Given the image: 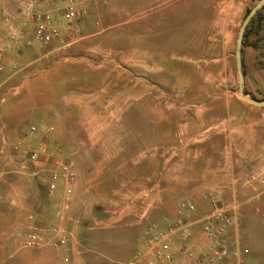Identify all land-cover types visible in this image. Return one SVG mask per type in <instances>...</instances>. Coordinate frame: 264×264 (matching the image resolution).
I'll use <instances>...</instances> for the list:
<instances>
[{"label":"rangeland","instance_id":"1","mask_svg":"<svg viewBox=\"0 0 264 264\" xmlns=\"http://www.w3.org/2000/svg\"><path fill=\"white\" fill-rule=\"evenodd\" d=\"M75 1L67 47L0 22V264H125L203 193L237 207L222 264H264V192L245 205L218 191L209 158L232 142L208 129L225 113L211 96L238 93L237 38L259 0ZM33 227L42 242L25 246Z\"/></svg>","mask_w":264,"mask_h":264},{"label":"crops","instance_id":"2","mask_svg":"<svg viewBox=\"0 0 264 264\" xmlns=\"http://www.w3.org/2000/svg\"><path fill=\"white\" fill-rule=\"evenodd\" d=\"M29 1L31 0H0V22L5 16L18 13L20 7ZM34 1L41 9H55L57 7V0ZM261 14L251 26L242 49L246 83L244 93L256 99H264V11ZM3 30L6 31V29ZM6 33L8 35V31ZM211 97L210 103L213 107L217 106L218 100H222L225 113L216 122H211L208 129L214 130L215 134H223L229 137L232 142V144H226L224 157L211 155L209 158L211 173L214 178L220 181L217 185L218 191L253 195L247 199L245 205H258L260 192H264V184L260 180L261 169L264 166L256 168L258 164H264V106L253 105L240 98L238 93L234 91H228L223 96ZM214 98L215 100H213ZM209 108L211 109V107ZM202 125V129L206 127L203 123ZM195 141L203 142L204 139ZM214 146L221 147L222 144L217 142L213 144ZM214 151L220 152L217 149ZM196 156H202V154ZM236 208L231 207L233 209L231 213L237 217ZM209 211L210 205L202 201L199 203L196 212L192 214V218L198 221ZM191 228L194 236L188 240V243L191 250L197 253L201 250L203 242L201 223L196 222ZM229 237L232 241L238 239V227H231Z\"/></svg>","mask_w":264,"mask_h":264},{"label":"built area","instance_id":"3","mask_svg":"<svg viewBox=\"0 0 264 264\" xmlns=\"http://www.w3.org/2000/svg\"><path fill=\"white\" fill-rule=\"evenodd\" d=\"M75 0H57L55 9H41L36 1L31 0L20 7L18 13L3 17L2 24L7 28L12 39H22L26 36L27 27L34 25V37L44 45L60 44L69 46L70 41L63 36L59 18L62 15L67 23L77 17ZM23 17V18H22ZM69 39L74 38L70 31ZM3 49H0V57ZM3 67H0L2 70ZM36 154L33 155L35 159ZM73 176V173H69ZM260 180L264 184V167L261 169ZM53 190L55 185L50 184ZM70 192V190H69ZM201 200L210 205V211L198 221L192 220L198 205L191 198L180 203V213L183 219L163 231H156L150 225L145 237V246L125 264H222L226 262L235 249V241L229 237V230L238 226V220L230 210L221 203L219 197L212 193H203ZM201 223L203 238L199 252H194L188 243L193 236L192 226ZM179 236L182 245L175 246L174 237ZM43 234L32 228L24 237L25 246H38L42 242ZM248 249L243 252L248 253Z\"/></svg>","mask_w":264,"mask_h":264},{"label":"water","instance_id":"4","mask_svg":"<svg viewBox=\"0 0 264 264\" xmlns=\"http://www.w3.org/2000/svg\"><path fill=\"white\" fill-rule=\"evenodd\" d=\"M264 6V0H259L256 5L248 11L246 14L243 24L239 30L238 38H237V47H236V65L237 71L239 76V88H238V95L240 98L248 101L249 103L257 106H264V99H256L253 97H249L244 93L245 88V74L243 70V61H242V49H243V42L245 37L246 29L253 19V17L258 13L259 10L262 9Z\"/></svg>","mask_w":264,"mask_h":264},{"label":"trees","instance_id":"5","mask_svg":"<svg viewBox=\"0 0 264 264\" xmlns=\"http://www.w3.org/2000/svg\"><path fill=\"white\" fill-rule=\"evenodd\" d=\"M264 10V6L262 7L261 10L258 11V13L253 17V19L251 20V22L249 23L246 32H245V37H244V42L243 45L245 44V38L248 36V33L250 32V28L253 25V23L260 17L261 12Z\"/></svg>","mask_w":264,"mask_h":264}]
</instances>
